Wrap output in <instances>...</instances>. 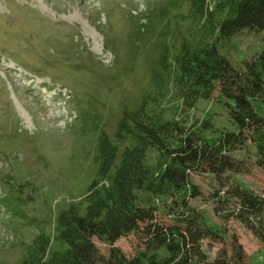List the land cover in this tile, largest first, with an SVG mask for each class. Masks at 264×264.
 <instances>
[{
    "label": "rangeland",
    "instance_id": "obj_1",
    "mask_svg": "<svg viewBox=\"0 0 264 264\" xmlns=\"http://www.w3.org/2000/svg\"><path fill=\"white\" fill-rule=\"evenodd\" d=\"M225 14L214 13L216 28ZM217 35L203 16H191L187 0H0V264H19L41 237L49 238L45 264L67 250L57 218L111 187L114 170L100 173L99 138L116 140L126 113L177 123L210 142L236 131L220 83L186 95L179 60L216 43L243 70L264 52V32ZM259 94L253 106L264 118L263 84ZM128 143L119 146V165ZM223 157L229 163L220 169L192 172L189 188L139 191L142 208L160 223L181 216L211 231L201 241L209 261L264 264L263 159L251 141ZM147 158L150 180L169 164L154 150ZM247 198L260 210L250 211ZM140 228L116 246L128 257L169 256L166 248L145 250ZM94 242L108 256L109 247Z\"/></svg>",
    "mask_w": 264,
    "mask_h": 264
},
{
    "label": "trees",
    "instance_id": "obj_2",
    "mask_svg": "<svg viewBox=\"0 0 264 264\" xmlns=\"http://www.w3.org/2000/svg\"><path fill=\"white\" fill-rule=\"evenodd\" d=\"M187 1L191 5V16H203L212 31L218 34L217 41L230 39L244 30L264 32V0ZM211 4L214 7L210 10ZM221 12H226L225 18L216 28L214 13ZM215 44L208 50L185 51L179 60V70L187 87L186 95L200 90L202 96L206 95L214 89V82L220 83L221 93L232 103L227 106L236 131L210 142L187 134L177 123L159 124L151 116L146 123L136 120L133 113H126L124 116L127 117L119 120L116 140H109L103 134L99 138L100 173L105 176L114 170L111 187L94 189L85 207L80 202L58 216L57 237L66 243L67 250L53 253L47 264H229L222 258L209 261L203 252L201 241L211 231H202L194 222L178 215L177 222H158L154 214L142 208L144 204L138 194L144 188L162 194L189 188L192 172H201L207 166L212 169L224 167L229 160L223 154L248 141L256 145L257 153L263 159L260 166H264V118L253 106V101L260 97V84L264 85V52L240 70L219 54ZM128 141L119 165V146ZM149 150L169 161L153 181L150 180L153 167L147 165ZM192 192L196 195L194 189ZM244 203L250 211L260 210V203L252 198L245 199ZM138 224L145 250L166 248L169 256L160 259L156 254L149 256L141 252L128 257L116 246ZM95 238L109 247L108 256L101 253ZM37 240L19 264H45L49 238Z\"/></svg>",
    "mask_w": 264,
    "mask_h": 264
}]
</instances>
